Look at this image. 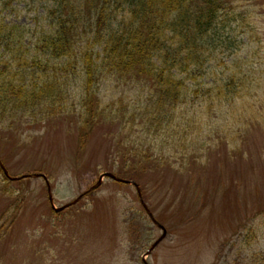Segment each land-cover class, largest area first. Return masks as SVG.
Instances as JSON below:
<instances>
[{
    "label": "rangeland",
    "instance_id": "1",
    "mask_svg": "<svg viewBox=\"0 0 264 264\" xmlns=\"http://www.w3.org/2000/svg\"><path fill=\"white\" fill-rule=\"evenodd\" d=\"M231 6L254 28L219 54L216 74L235 73L237 96L216 100L215 115L202 101L190 125L184 103L148 120V91L113 81L87 134L72 115L0 126L9 174L45 175L55 207L69 205L53 209L43 176L7 180L0 165V264H264V0ZM107 172L124 181L100 182Z\"/></svg>",
    "mask_w": 264,
    "mask_h": 264
},
{
    "label": "trees",
    "instance_id": "2",
    "mask_svg": "<svg viewBox=\"0 0 264 264\" xmlns=\"http://www.w3.org/2000/svg\"><path fill=\"white\" fill-rule=\"evenodd\" d=\"M234 2L0 0V126L72 115L87 134L107 113L102 87L113 81L148 91V120L184 103L190 125L186 113L202 101L215 115L216 100L237 96L235 73L216 74L219 54L238 53L254 28Z\"/></svg>",
    "mask_w": 264,
    "mask_h": 264
},
{
    "label": "water",
    "instance_id": "3",
    "mask_svg": "<svg viewBox=\"0 0 264 264\" xmlns=\"http://www.w3.org/2000/svg\"><path fill=\"white\" fill-rule=\"evenodd\" d=\"M0 164H1L2 168L4 169L6 175H7L11 180H17V179H19V178H24V177H28V176H35V177L43 176V177L45 178V180L47 181V184H48V194H49V198H50V200H51V203H52L53 209L56 210V211H61V210H63L64 208H66V207L69 206V205H64V206H62V207H60V208H56V207H55V204H54V198H53V194H52V187H51V184L49 183L48 178H47L45 175L36 173V174H26V175H23V176H21V177H13V176H11V175L9 174L8 170L6 169V167L4 166V164L2 163L1 160H0ZM104 176H109V177H111V178H113V179H117L118 181H124L123 179L117 177L115 174L107 172V173H105V174H103V175L101 176V178H100V182L103 180V177H104ZM100 182H99V183H100ZM128 182H130V181H128ZM130 183H132V181H131ZM135 185L138 186L136 183H135ZM138 191L140 192L139 186H138ZM84 194H85V193H84ZM139 194H140V193H139ZM140 196H141V195H140ZM78 200H79V199H77L76 201H74V203H70V204H75ZM142 201H143V200H142ZM144 206H146V204H145ZM147 211H148L149 214L152 216L154 222L157 223L160 227H162V228L164 229V226L161 225V224H160V223H159V222L153 217L152 212H150L149 209H147ZM163 237H164V235H163ZM160 239H162V238H160ZM160 239L157 240V241L154 243V246L148 251V253H150V252L152 251V249H153V248H154V247L160 242ZM145 262H146V264H148L146 260H145Z\"/></svg>",
    "mask_w": 264,
    "mask_h": 264
}]
</instances>
